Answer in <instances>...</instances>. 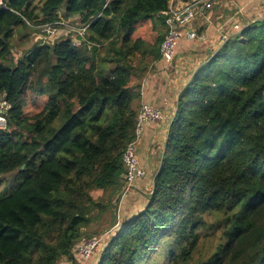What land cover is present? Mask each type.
Here are the masks:
<instances>
[{"label":"trees","instance_id":"1","mask_svg":"<svg viewBox=\"0 0 264 264\" xmlns=\"http://www.w3.org/2000/svg\"><path fill=\"white\" fill-rule=\"evenodd\" d=\"M101 1L4 0L0 8V100L10 105L0 181L13 172L21 179L0 195V264L76 260L81 228L107 208L94 194L110 201L126 186L122 155L142 104L166 116L139 81L141 62L162 60L171 0ZM57 20L87 24L85 37L75 45L71 31L39 38L16 56L19 25ZM142 25L152 38L139 34ZM226 38L185 71L144 204L114 224L97 264H156L157 252L161 264H188L208 223L221 234L197 264H264V13ZM29 100L36 109L26 113ZM104 212L111 226L112 207Z\"/></svg>","mask_w":264,"mask_h":264},{"label":"rangeland","instance_id":"2","mask_svg":"<svg viewBox=\"0 0 264 264\" xmlns=\"http://www.w3.org/2000/svg\"><path fill=\"white\" fill-rule=\"evenodd\" d=\"M38 1L40 0H35L36 3H39ZM263 13L264 0H219L213 5L212 16L209 21L215 28L217 38L213 42H211L208 47H211L213 45V47L217 48V42H222L227 39L226 37L237 32L239 29L233 28L234 23L237 22L240 24V27H242L246 21L256 19ZM156 25L157 27L154 30V34H157L158 31L162 29L160 26H158V24ZM218 26H221V32L218 29L216 31V28ZM141 27L142 28H139V34L141 36L143 35L146 39H150L154 36L153 32L151 31L150 25H142ZM17 29H19L17 32L19 35L20 33H24V36H22V38H24L25 41L23 43H16V36L13 37V52L16 54V56H19L29 50L38 41L39 38L37 36L39 35V30H31L21 25H19ZM222 33L225 35V38L223 40L219 36ZM205 45L207 44H201L197 46L196 50H188L185 53L181 52V54H176L174 61L171 65L168 66L164 65L162 61L148 64L149 59L141 62L146 65V68L142 69V72L140 73L139 81L140 83L142 82V87L144 88L143 93L145 94L146 89H148V91H150V95L153 96L154 101L159 102V100H163L162 102L165 104L164 100L166 99L165 97H167L169 99V102L171 103L166 110L165 118H163L158 123H150V125L148 126L149 130L152 131L153 134L150 136V139L147 141V143L145 144L146 141H143L144 134H142L135 143V151L138 164L143 170L145 169L144 164L148 165L150 173L147 174L148 176H146V178H142L141 180L132 183V186L124 187V189L120 193L118 192V194L112 196L110 201L108 193H103L102 195L95 193L94 197L96 202H100L107 208L112 207L113 214L114 216H116L115 221L111 226L107 224V221L105 220L107 218V213L104 212V210H107V208L103 210L100 209L98 213L97 210H95L93 213L95 217L90 221V224L81 228V237L79 238V240L82 237H96L99 244H96L91 255L86 260L80 257V259L77 258L72 262L63 258L60 259L57 264H90V262L93 264H97L99 261V251H101L105 247L107 238H109L111 233L116 230L114 224L117 223V221L119 222L120 220H122L124 217H127L144 204L146 195L151 188V172L156 166L153 153H157L158 151H160L161 147H163L165 134L168 129L170 112H172L171 108L174 107V105H172L175 99L174 95L178 92L180 87L185 83L187 79L185 77V71H187V68L197 65L199 61H201L200 58H202L203 56L202 53L204 52ZM195 52L199 53V55H193ZM196 56L198 58L197 60H194ZM135 62L137 63V60ZM135 80L136 77L133 78V81ZM32 102L34 101L29 100L28 105L25 108L26 113L35 111L36 107L35 105L31 104ZM156 128L158 129V135H154V132L156 133ZM14 175L15 174L13 172L1 177L0 195L6 192L10 188V186L11 188L13 186H17L21 179L13 178ZM217 218V216L207 217L210 222L217 220ZM105 231H109L108 234H105ZM205 232L208 233V235H204ZM220 234L221 224L214 223L212 227H209L208 223L205 230H202L201 232L200 243L193 253L192 260L188 264H197L198 261L206 259L212 253L220 237ZM99 236L101 237L99 238ZM152 257L155 258L154 261L156 264H161V262L163 261L162 252H157V255H153Z\"/></svg>","mask_w":264,"mask_h":264},{"label":"built area","instance_id":"3","mask_svg":"<svg viewBox=\"0 0 264 264\" xmlns=\"http://www.w3.org/2000/svg\"><path fill=\"white\" fill-rule=\"evenodd\" d=\"M219 0H171L168 13L170 16L166 19L167 32L161 43V61L164 65H171L177 54V46L181 37H185L187 40L195 41L201 39L203 41L204 36L198 35L196 28L193 27V20L199 14H202L205 10H212L213 5ZM4 0H0V8H4ZM164 13L166 11H163ZM31 27H35L39 30V38L42 42L56 36L63 35L66 32H73L72 44H78L80 39L76 35L82 38L85 37L87 24H79V22L66 20V21H52L45 22L38 25L29 24ZM221 27V26H220ZM233 28L240 29L239 23H234ZM225 35L221 36L223 40ZM10 105L3 99L0 100V127L6 125V113ZM164 118L163 112L153 107L148 103H143L142 107L136 118L135 138L130 142L122 155V163L124 173L122 177L125 180V187L132 186V183L141 180L145 176V169L143 170L137 161L135 143L137 139L143 134L145 125L148 123L159 122ZM98 239L96 237L81 238L73 249L77 258L87 259L96 244Z\"/></svg>","mask_w":264,"mask_h":264},{"label":"crops","instance_id":"4","mask_svg":"<svg viewBox=\"0 0 264 264\" xmlns=\"http://www.w3.org/2000/svg\"><path fill=\"white\" fill-rule=\"evenodd\" d=\"M212 11H213V9L212 10H205L204 11V13H203V10L201 11V13L202 14H199V15H197L196 17H195V19L193 20V27L194 28H200V27H202V35L204 36V39H203V41L201 40V39H199V40H197V41H191V40H187L185 37H181L180 38V40H179V43H178V46H177V55L178 54H181V52H187L188 50L189 51H191V50H196L197 49V46H199V45H201V44H207V45H205L204 46V50L206 51V52H208L207 51V49H209L210 47H208L209 46V44L211 43V42H213L216 38H217V34H216V32H215V28L211 25V23L209 22L210 21V18H211V16H212ZM217 29L220 31L221 29H220V27L218 26L217 28H216V31H217ZM18 30L19 29H16L15 30V33H14V37L16 36V43L18 42V43H23V42H25L24 41V38H22L17 32H18ZM221 32V31H220ZM211 33H213L212 34V37H210V34ZM223 35V33L222 34H220L219 36H220V38H221V36ZM38 38H39V35L37 36ZM26 40V39H25ZM38 41H39V39H38ZM37 41V42H38ZM36 42V43H37ZM219 42H217V44H218ZM211 47H213V45L211 46ZM189 54V53H188ZM193 55H199V53H197V52H195ZM197 56L195 57V59L194 60H197ZM146 100L148 99L149 100V103H151V104H153V102L154 103H157L158 101H154L153 100V96H150V91H148V89H146ZM166 99L164 100V102H165V105L163 104V102H162V106H165L164 108H163V111L165 112V114H166V107L167 106H169L171 103L169 102V99L167 98V97H165ZM174 98L176 99V94L174 95ZM175 99H174V101H173V103H172V105H174V103H175ZM163 101V100H162ZM150 125V123H148V124H146L145 125V128H144V137H143V141L145 142V144L147 143V141L150 139V136L153 134V132L152 131H150L149 130V126ZM158 128V127H157ZM156 128V133L154 132V135L155 134H159L158 133V129ZM144 167H145V169L147 170V173L149 174V169H148V165H145L144 164ZM143 178H146L145 176L143 177ZM150 183H151V180H150Z\"/></svg>","mask_w":264,"mask_h":264},{"label":"water","instance_id":"5","mask_svg":"<svg viewBox=\"0 0 264 264\" xmlns=\"http://www.w3.org/2000/svg\"><path fill=\"white\" fill-rule=\"evenodd\" d=\"M105 1H106V0H102L101 3L104 4ZM222 42H223V41H222ZM222 42H219V44L222 43ZM219 44H218V45H219ZM207 51H209V49H207Z\"/></svg>","mask_w":264,"mask_h":264}]
</instances>
